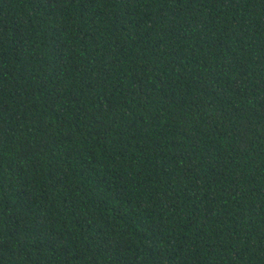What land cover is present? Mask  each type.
I'll return each mask as SVG.
<instances>
[{"label":"trees","instance_id":"1","mask_svg":"<svg viewBox=\"0 0 264 264\" xmlns=\"http://www.w3.org/2000/svg\"><path fill=\"white\" fill-rule=\"evenodd\" d=\"M0 264H264V0H0Z\"/></svg>","mask_w":264,"mask_h":264}]
</instances>
